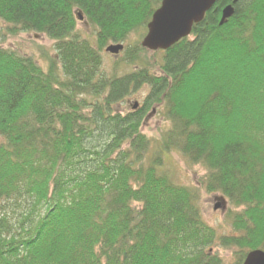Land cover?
I'll return each instance as SVG.
<instances>
[{
  "label": "trees",
  "instance_id": "1",
  "mask_svg": "<svg viewBox=\"0 0 264 264\" xmlns=\"http://www.w3.org/2000/svg\"><path fill=\"white\" fill-rule=\"evenodd\" d=\"M232 1L157 65L127 44L140 68L107 77L106 48L145 37L162 0H0L2 38L45 35L56 52L45 69L0 47V264H225L215 246L244 264L264 251V0H241L220 25ZM144 87L142 108L119 110ZM162 101L171 127L149 157L141 126ZM170 152L206 168L203 189L236 209L232 234L160 170Z\"/></svg>",
  "mask_w": 264,
  "mask_h": 264
},
{
  "label": "rangeland",
  "instance_id": "2",
  "mask_svg": "<svg viewBox=\"0 0 264 264\" xmlns=\"http://www.w3.org/2000/svg\"><path fill=\"white\" fill-rule=\"evenodd\" d=\"M4 27L5 25L0 23V28L4 29ZM77 29L83 36L84 34L91 35L94 32V28L88 22L79 23ZM139 34L131 35L129 40L121 45L127 46L128 44L132 46L137 42H142L144 37L139 40ZM0 47L11 49L16 52L19 51L24 55L35 56L36 59L41 61V64L45 69H47L46 66L48 64L46 58L56 56V54H54V43L51 40L44 36L33 34H21L17 37L9 36L6 38H2L1 36ZM138 55L142 59V63L157 65V62L160 60V55L153 52H142ZM125 57L126 55L124 53L119 54V57H114V55L104 52L102 58L103 74L107 77H122L140 68L132 63L128 64L127 62H124ZM153 70H156V68ZM147 94L148 89L146 87L140 89L121 103V105H119V110L122 108L124 112L134 111V105L142 103ZM165 106V104L152 106L144 117L141 126V133L150 140L149 157L159 151L160 145L163 143L164 134L171 127V121L167 115ZM161 164L162 168L160 170L166 173L174 184L197 189L199 191L203 219L209 226L216 229L219 236L232 234V227L228 217L230 214L232 216L236 209L226 199L224 204L225 210L220 208L219 210L217 209V211L214 210L217 205L216 197H220V195L208 194L203 189V182L207 172L202 164H192L179 152H170L166 154L162 158ZM212 249L214 253L223 259L225 264L232 263V254L234 250H225L219 246H215Z\"/></svg>",
  "mask_w": 264,
  "mask_h": 264
},
{
  "label": "water",
  "instance_id": "3",
  "mask_svg": "<svg viewBox=\"0 0 264 264\" xmlns=\"http://www.w3.org/2000/svg\"><path fill=\"white\" fill-rule=\"evenodd\" d=\"M217 1V0H216ZM215 0H163L156 10L148 32L143 39L142 47L150 52L169 50L179 41L192 34L193 28L203 22L206 13L212 8ZM241 0H234L233 5ZM233 6L223 11L222 23L233 15ZM124 50L123 45L110 46L106 52L119 55ZM219 209L218 206L215 208ZM244 264H264V251L250 252Z\"/></svg>",
  "mask_w": 264,
  "mask_h": 264
},
{
  "label": "bare ground",
  "instance_id": "4",
  "mask_svg": "<svg viewBox=\"0 0 264 264\" xmlns=\"http://www.w3.org/2000/svg\"><path fill=\"white\" fill-rule=\"evenodd\" d=\"M216 1V0H215ZM234 1V0H233ZM233 1H232V4H230V5H232L233 6V15H234V12H235V5H237V4H235V5H233ZM162 2H163V0H162ZM162 2H161V5H162ZM217 2H218V0L216 1V2H214L213 4V6H212V8L206 13V15H205V17L209 14V13H211L212 11H215L214 9L216 8V4H217ZM161 5H160V7H161ZM230 5H228V6H230ZM228 6H226L223 10H222V13H221V21H220V25H223L224 23H222V18H223V11L224 10H226V8L228 7ZM159 7V8H160ZM154 15V14H153ZM232 15V16H233ZM231 16V17H232ZM230 17V18H231ZM152 18H153V16H152ZM229 18V19H230ZM77 19H78V24L79 23H82V22H87L86 21V19L83 17V15L81 14V13H78L77 14ZM151 21H152V19H151ZM151 21L148 23V25L151 23ZM148 25H147V29H148ZM77 28H78V25H77ZM147 32H148V30H147ZM33 35H37V34H33ZM38 36H44L45 38H47V39H49L47 36H45V35H39L38 34ZM86 36H91V35H86ZM187 38H190V36L189 37H187ZM186 38V39H187ZM49 40H51V39H49ZM184 40V39H183ZM53 43H54V45H55V42H54V40H51ZM182 41V40H181ZM142 42H143V40H142ZM180 42V41H179ZM178 42V43H179ZM177 43V44H178ZM118 45H120V44H115L114 46H118ZM176 45V44H175ZM55 47V46H54ZM174 47V46H173ZM172 48V47H171ZM170 48V49H171ZM55 51V50H54ZM168 50H159V51H155V52H153V53H156L157 52V54H159V55H161V53H164V52H167ZM54 54H56V52H54ZM114 57H119V55H117V56H114ZM38 60V59H37ZM40 63H41V61H40ZM42 65V64H41ZM43 66V65H42ZM44 67V66H43ZM46 67H48V64H47V66ZM134 94V93H133ZM131 96V95H130ZM147 96H148V94L145 96V99H144V101L142 102V103H137L136 105H134V111H137V110H139L140 108H142L143 106H144V102H145V100H146V98H147ZM165 104V102L164 101H162V102H160V103H157V104H154V105H164ZM140 105H142V106H140ZM153 105V106H154ZM149 112V111H148ZM147 112V113H148ZM206 192V191H205ZM223 200H224V196H222V195H220V197H216V201H217V205L216 206H218L219 208H222L223 207ZM222 206V207H221ZM213 251V250H212ZM260 251H262V250H260ZM214 252V251H213Z\"/></svg>",
  "mask_w": 264,
  "mask_h": 264
}]
</instances>
